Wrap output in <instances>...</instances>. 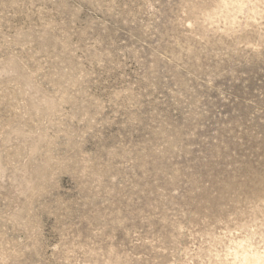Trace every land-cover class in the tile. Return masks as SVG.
<instances>
[{
  "label": "rangeland",
  "instance_id": "rangeland-1",
  "mask_svg": "<svg viewBox=\"0 0 264 264\" xmlns=\"http://www.w3.org/2000/svg\"><path fill=\"white\" fill-rule=\"evenodd\" d=\"M264 257V0H0V264Z\"/></svg>",
  "mask_w": 264,
  "mask_h": 264
},
{
  "label": "bare ground",
  "instance_id": "bare-ground-1",
  "mask_svg": "<svg viewBox=\"0 0 264 264\" xmlns=\"http://www.w3.org/2000/svg\"><path fill=\"white\" fill-rule=\"evenodd\" d=\"M244 258H245V255H244ZM242 264H264V257H260L259 255H257V256L250 258L246 256Z\"/></svg>",
  "mask_w": 264,
  "mask_h": 264
}]
</instances>
